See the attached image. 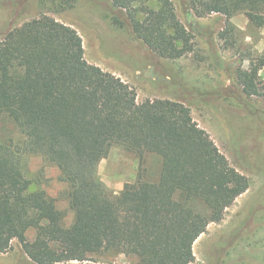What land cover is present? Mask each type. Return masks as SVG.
Here are the masks:
<instances>
[{
    "label": "trees",
    "instance_id": "trees-1",
    "mask_svg": "<svg viewBox=\"0 0 264 264\" xmlns=\"http://www.w3.org/2000/svg\"><path fill=\"white\" fill-rule=\"evenodd\" d=\"M140 1V4L137 2ZM110 18L129 28L151 53L174 60L192 51L190 30L172 0H109ZM200 18L243 13L264 25V0H183ZM225 33H221L223 35ZM246 95H261L257 70L238 72ZM0 113L16 124L24 151L55 165L74 213L68 227L54 200L32 190L19 154L0 143V253L18 239L36 264L84 262L92 255L123 253L136 264H190L193 243L220 222L249 185L183 102H138L122 78L84 57L71 25L40 14L0 37ZM114 144L161 158L156 181L139 174L111 193L96 166ZM201 201L208 213L194 207ZM36 229L32 242L25 232Z\"/></svg>",
    "mask_w": 264,
    "mask_h": 264
},
{
    "label": "rangeland",
    "instance_id": "rangeland-1",
    "mask_svg": "<svg viewBox=\"0 0 264 264\" xmlns=\"http://www.w3.org/2000/svg\"><path fill=\"white\" fill-rule=\"evenodd\" d=\"M179 19L189 27L192 51L165 61L138 40L129 28L110 18L109 0H0V37L9 29L40 14L71 25L82 38L84 57L127 82L136 99L169 98L191 109L195 122L205 129L230 164L244 174L247 190L227 208L220 222L210 223L193 243L190 264H264V100L241 90L238 72L257 70L256 84L264 92V25L243 13L228 20L212 14L200 19L187 13L183 0H172ZM140 4V1L137 2ZM221 33H225L221 35ZM0 143L11 146L20 157L22 171L32 190L41 189L54 200L61 225L68 227L74 213L68 188L59 169L41 154L24 151V137L15 122L0 113ZM161 158L114 144L96 166L105 187L117 194L125 183L141 173L156 181ZM194 207L208 213L199 200ZM32 242L36 229L25 232ZM89 260L59 264H136L123 253L92 255ZM0 264H36L18 239L0 253Z\"/></svg>",
    "mask_w": 264,
    "mask_h": 264
}]
</instances>
